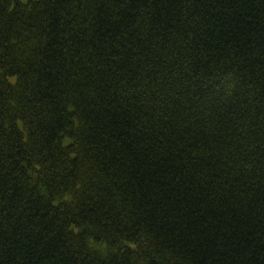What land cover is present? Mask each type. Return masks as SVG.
<instances>
[{"label": "trees", "instance_id": "trees-1", "mask_svg": "<svg viewBox=\"0 0 264 264\" xmlns=\"http://www.w3.org/2000/svg\"><path fill=\"white\" fill-rule=\"evenodd\" d=\"M0 264H264V0H0Z\"/></svg>", "mask_w": 264, "mask_h": 264}]
</instances>
